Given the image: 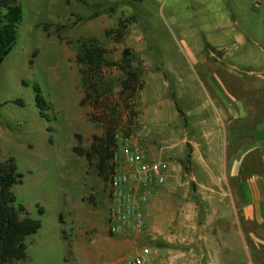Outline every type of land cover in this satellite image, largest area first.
Instances as JSON below:
<instances>
[{
    "label": "rangeland",
    "instance_id": "374dc122",
    "mask_svg": "<svg viewBox=\"0 0 264 264\" xmlns=\"http://www.w3.org/2000/svg\"><path fill=\"white\" fill-rule=\"evenodd\" d=\"M253 1L260 4L254 7L259 14L250 10ZM235 2L240 0H17L18 36L0 65V161L11 159L22 175L11 188L14 206L40 222L18 264H130L147 243L141 238L132 244V229L108 234V183L98 176L94 158L87 161L72 151H88L92 136L102 134V126L89 118L91 104H80L83 67L75 58L82 42L95 40L109 51L111 62H119L124 47L132 49L131 64L144 87L140 120L128 141L147 161L167 167V181L152 192L163 195L172 186L173 196L187 192L192 201L196 186L183 156L182 116L205 98L200 81L206 85L212 74L200 70L201 60L215 51L217 32L227 35L230 29H253L252 40L238 50L250 49L251 58L264 60V22H253L258 16L264 20V0H241V7ZM131 16L121 42L106 36L118 19ZM105 78L116 102L124 75L112 68ZM220 79L230 93L241 95ZM172 204L176 208L177 200ZM141 215L146 222L145 202ZM235 257L233 264H249L247 256Z\"/></svg>",
    "mask_w": 264,
    "mask_h": 264
},
{
    "label": "crops",
    "instance_id": "0c3cea01",
    "mask_svg": "<svg viewBox=\"0 0 264 264\" xmlns=\"http://www.w3.org/2000/svg\"><path fill=\"white\" fill-rule=\"evenodd\" d=\"M234 4L242 6L241 0ZM253 22L264 20L258 16ZM252 31L217 32L215 51L201 60L200 70L212 74L206 85L200 81L205 98L182 116L183 156L189 153L196 186L192 201L187 192L173 196L168 184L166 194L158 189L145 202L144 234L128 225L121 230L132 229V244L147 241L153 264H233L235 254L264 264V60L251 58L250 49L238 50L252 40ZM220 78L241 95L230 93Z\"/></svg>",
    "mask_w": 264,
    "mask_h": 264
},
{
    "label": "trees",
    "instance_id": "16d2710c",
    "mask_svg": "<svg viewBox=\"0 0 264 264\" xmlns=\"http://www.w3.org/2000/svg\"><path fill=\"white\" fill-rule=\"evenodd\" d=\"M21 8L17 0H0V65L12 50L17 39V26L21 20ZM131 17H121L114 28L106 30V36L114 42H121L126 34ZM109 51L95 40L82 42L75 62L80 70L83 97L80 104H91L89 118L102 126L100 136H92L89 150L82 152L74 147L72 151L83 155L87 161L96 160L97 174L104 181L113 172L111 164L116 147L117 135L123 139L130 137L133 127L138 124L141 112L138 108L144 82L140 72L131 64L132 49L124 47L119 62L107 60ZM123 73L116 102H113L106 74L109 69ZM35 90V101L42 107V96ZM175 105V104H174ZM177 112L182 113L175 105ZM189 153L187 154V162ZM22 175L17 172L11 159L0 161V264H18L26 257V239L40 228V222L30 218L21 206L15 207L11 188L21 183Z\"/></svg>",
    "mask_w": 264,
    "mask_h": 264
},
{
    "label": "built area",
    "instance_id": "2783aa9c",
    "mask_svg": "<svg viewBox=\"0 0 264 264\" xmlns=\"http://www.w3.org/2000/svg\"><path fill=\"white\" fill-rule=\"evenodd\" d=\"M253 7H259L253 1ZM116 147L111 164L113 172L108 177V196L111 202L108 209V234L119 235L128 225L139 234L145 233L141 215V204L152 194V189L162 186L168 179L167 167L146 160L145 154L128 139L117 135ZM150 249L145 242L135 254L130 264H153Z\"/></svg>",
    "mask_w": 264,
    "mask_h": 264
}]
</instances>
